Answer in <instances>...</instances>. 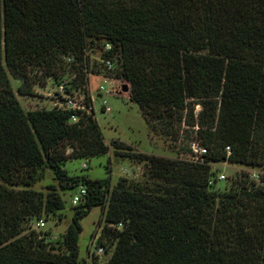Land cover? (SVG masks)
<instances>
[{
	"label": "trees",
	"instance_id": "1",
	"mask_svg": "<svg viewBox=\"0 0 264 264\" xmlns=\"http://www.w3.org/2000/svg\"><path fill=\"white\" fill-rule=\"evenodd\" d=\"M89 53L113 60L151 133L177 142L197 129L203 162L114 140L142 182L70 177L68 162L110 152L97 119L25 111L12 81L20 96L49 81L88 93L91 73L109 74ZM219 163L264 169V0H0V264H88L81 221L95 207L105 264H264V179L242 171L217 190ZM45 166L63 192H88L59 247L32 229L64 208L57 188L33 189Z\"/></svg>",
	"mask_w": 264,
	"mask_h": 264
},
{
	"label": "rangeland",
	"instance_id": "2",
	"mask_svg": "<svg viewBox=\"0 0 264 264\" xmlns=\"http://www.w3.org/2000/svg\"><path fill=\"white\" fill-rule=\"evenodd\" d=\"M91 60L99 58V54H90ZM100 78L90 77V88L94 96L96 88L100 83ZM15 93L25 111L37 109H53L52 96L57 86L49 81L44 86H35L32 89V95L20 96L17 92L20 82L13 80ZM120 93L111 96L105 95L111 111L96 113V119L101 127L105 141L110 146V152L107 155L94 157L89 160L70 161L67 163L66 171L70 177H76L83 174L88 175L92 180H105L111 177V185L115 186L122 178L133 182H142L145 176V167L134 160L116 157L114 149L111 146L112 141L119 140L131 146L137 153H145L171 159L191 160L190 144L197 140L198 131L195 128L184 127L181 131L180 139L173 142L162 134H153L150 132L145 119L142 116L140 107L130 102L129 95L124 91L126 83L121 84ZM97 107L101 106V99L97 98ZM200 110L197 106L196 111ZM200 141V140H199ZM72 149L69 148V152ZM215 170L224 174L226 179L217 185V190H224L231 186V179L238 178L242 171L250 174L251 179L256 180L255 176H262L264 179L263 168H251L233 165L230 163H219L215 165ZM258 180V183H261ZM225 183V184H224ZM50 188H57L61 195L64 208L54 215H49L41 220L45 221L46 226L41 227L40 221L34 220L32 229L46 238V242L56 247L60 246L63 234L72 222L75 207L72 204L73 197L80 193V187L75 191L63 192L59 188V181L54 171L47 166L41 167L37 172L36 183L33 187L36 191L47 192ZM102 217V208L95 207L92 212L81 221L83 232L80 236V259L88 264H105L109 261L111 253L98 254V238L101 234L104 222L100 223ZM97 253V254H96Z\"/></svg>",
	"mask_w": 264,
	"mask_h": 264
},
{
	"label": "built area",
	"instance_id": "3",
	"mask_svg": "<svg viewBox=\"0 0 264 264\" xmlns=\"http://www.w3.org/2000/svg\"><path fill=\"white\" fill-rule=\"evenodd\" d=\"M106 51L112 50V46L107 44L105 47ZM103 66L108 70L109 74H100V75H93L92 73L89 75V85L87 88V92H82L80 90H73L70 93H67L66 86L64 83H61L57 86L56 90L51 94L52 96V105L54 108L63 109L67 111L74 112L73 114V122H78L79 115L78 114H87V115H94L96 118V113L101 111L102 113H108L111 111V108L108 106L106 100H104L105 95L114 96L120 93L122 81L115 79L111 76L110 72L114 70V62L112 59L104 58V59H97ZM100 78V83L96 88V93L98 94L96 97L91 91L90 88V77ZM101 99V106L97 107V98ZM190 152H191V161L195 163H201L204 160V156L208 154V149L201 143L199 140H195L190 144ZM228 156L231 155L230 148H227ZM257 177L256 180H260L261 177ZM218 181H224L226 176L224 174H220L217 176ZM210 184H214V180L210 182ZM88 195L87 189L84 186L80 187V193L73 197L72 204L74 207L81 205L84 198ZM40 226L45 227V221H40ZM104 253L103 248H99L98 254Z\"/></svg>",
	"mask_w": 264,
	"mask_h": 264
},
{
	"label": "water",
	"instance_id": "4",
	"mask_svg": "<svg viewBox=\"0 0 264 264\" xmlns=\"http://www.w3.org/2000/svg\"><path fill=\"white\" fill-rule=\"evenodd\" d=\"M124 91H125L126 93L129 91V87H128L127 85L124 87Z\"/></svg>",
	"mask_w": 264,
	"mask_h": 264
}]
</instances>
